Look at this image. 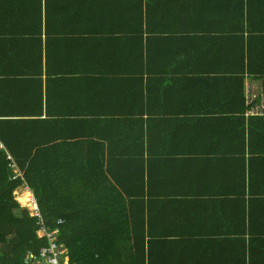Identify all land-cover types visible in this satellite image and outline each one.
Listing matches in <instances>:
<instances>
[{
    "label": "crops",
    "instance_id": "0c3cea01",
    "mask_svg": "<svg viewBox=\"0 0 264 264\" xmlns=\"http://www.w3.org/2000/svg\"><path fill=\"white\" fill-rule=\"evenodd\" d=\"M250 85L264 0H0V118L101 128L105 152L138 156L148 264H264ZM136 125L143 143H123Z\"/></svg>",
    "mask_w": 264,
    "mask_h": 264
},
{
    "label": "trees",
    "instance_id": "16d2710c",
    "mask_svg": "<svg viewBox=\"0 0 264 264\" xmlns=\"http://www.w3.org/2000/svg\"><path fill=\"white\" fill-rule=\"evenodd\" d=\"M13 117L0 118L6 146L0 150V264H40V250L48 246V239L38 236L42 229L59 232L70 264H148L144 237L138 235L143 226L138 223V156L105 152L109 142L101 128L70 131L61 123L55 136L45 119ZM137 132L132 126L123 143H143ZM8 154L17 163L18 178ZM22 189L33 195L34 216L17 202ZM29 253L35 256L31 262Z\"/></svg>",
    "mask_w": 264,
    "mask_h": 264
},
{
    "label": "built area",
    "instance_id": "2783aa9c",
    "mask_svg": "<svg viewBox=\"0 0 264 264\" xmlns=\"http://www.w3.org/2000/svg\"><path fill=\"white\" fill-rule=\"evenodd\" d=\"M247 100L249 105V114L255 116H262L264 114V91L259 89L256 85H250L247 87ZM0 150H6V146L0 140ZM8 160L11 162V167L14 170L17 178L20 177L18 172V166L13 156L8 154ZM34 206V214L36 210V204L34 198H32V207ZM39 215V212H38ZM62 222L59 223L61 225ZM58 231L49 232L42 229L38 232L39 237H46L48 239V246L40 250V264H70V257L68 256V248L63 246L58 241ZM27 261L35 259L33 253H29L26 257Z\"/></svg>",
    "mask_w": 264,
    "mask_h": 264
},
{
    "label": "rangeland",
    "instance_id": "374dc122",
    "mask_svg": "<svg viewBox=\"0 0 264 264\" xmlns=\"http://www.w3.org/2000/svg\"><path fill=\"white\" fill-rule=\"evenodd\" d=\"M17 202L23 209H27L32 214H34V206L32 207V198L33 195L31 192L22 189L16 193Z\"/></svg>",
    "mask_w": 264,
    "mask_h": 264
}]
</instances>
